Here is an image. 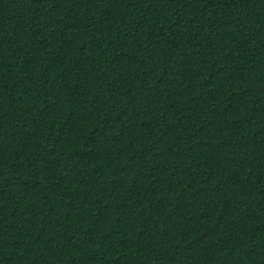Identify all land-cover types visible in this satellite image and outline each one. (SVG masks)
Returning a JSON list of instances; mask_svg holds the SVG:
<instances>
[{"label": "trees", "instance_id": "1", "mask_svg": "<svg viewBox=\"0 0 264 264\" xmlns=\"http://www.w3.org/2000/svg\"><path fill=\"white\" fill-rule=\"evenodd\" d=\"M0 264H264V0H0Z\"/></svg>", "mask_w": 264, "mask_h": 264}]
</instances>
